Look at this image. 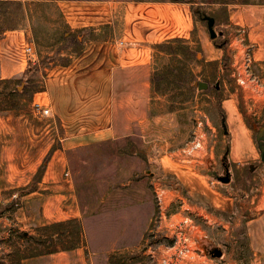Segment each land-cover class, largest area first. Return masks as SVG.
<instances>
[{
  "label": "crops",
  "instance_id": "crops-1",
  "mask_svg": "<svg viewBox=\"0 0 264 264\" xmlns=\"http://www.w3.org/2000/svg\"><path fill=\"white\" fill-rule=\"evenodd\" d=\"M4 1L17 2L27 11L35 7L49 9L50 20L56 30H61L60 39L74 42L75 38L74 45L79 46L77 50L67 48L61 52L50 48L44 53L36 43L34 22L28 12L21 26L5 31L0 37L2 80L20 79L44 59V54L50 58L39 74L41 89L32 98L34 116L44 117L35 112L36 103L49 109L50 115L46 117L51 131L59 138V147L54 150L45 177V181L54 185L56 195L50 196L44 205L41 226L74 221L82 226L81 238L84 232L93 237L91 226L99 233L94 237L97 242L91 244L86 239L77 249L49 255V264H88L89 257L93 260L105 257L108 261L118 250L127 249L123 241H128L136 231H140L139 241L152 222L151 210L142 211L140 201L145 196L135 193V183L130 180L133 171L127 158L134 160L139 153L133 143L137 137L153 136L154 123H165L168 118V112L158 109L161 98L154 94L157 57L163 54L158 46L186 40L190 45L200 46L205 63L211 65L223 58L224 51L214 46L209 29L197 20L195 4L186 0ZM225 7L224 25L231 31V45L249 48L254 70L261 78L255 86L264 89V3L231 2ZM69 37L70 40L65 39ZM29 46L36 50V63H31L26 52ZM237 49L235 60L239 63L241 55ZM56 55L63 58L62 62L54 59ZM256 101L254 93L244 90V114L236 99L222 103L228 133L224 122L222 126L225 136L230 138L228 162L235 175L244 169V184H251L249 190L230 185L229 193L228 188L224 190L210 181V172H203V160L196 157L201 149H194V143L171 152L169 148L166 152L162 149L154 159L164 177L172 175L196 200L190 208L193 212L201 215L205 209H212L221 215L234 213L238 196L241 201H247L246 236L251 264H264V163L254 136L256 125L249 122L264 112L263 103ZM86 152L95 155L85 157ZM90 160L102 163L99 192L89 191L86 173L76 169L78 162L84 164ZM28 164L19 161L13 166L18 171L16 180L30 172ZM122 182L126 189L121 188ZM239 191L243 192L242 196ZM86 194L96 195L102 202L128 195L133 206H121L112 213L89 214L81 202ZM99 239L104 242L100 243Z\"/></svg>",
  "mask_w": 264,
  "mask_h": 264
},
{
  "label": "rangeland",
  "instance_id": "rangeland-1",
  "mask_svg": "<svg viewBox=\"0 0 264 264\" xmlns=\"http://www.w3.org/2000/svg\"><path fill=\"white\" fill-rule=\"evenodd\" d=\"M187 1L195 4V11L199 12L197 20L203 27L208 28L203 17L216 19L215 29L223 35L216 40L211 37L210 39L215 47L224 51V56L213 65L206 64L202 48L196 44L190 45L186 40L172 46L176 50L175 54L167 50L158 55L157 72L167 76V81L161 84V92L154 89V94L161 98L157 102L158 109L168 112V118L165 123H154L153 136L145 139L137 137L133 143L139 153L134 160L127 158L130 159L128 165L133 171L130 180L135 183V193L145 196L140 201L142 211L151 210L152 222L139 241L137 237L140 236V231H136L128 241H123L127 246L126 250H118L108 261L104 260L105 257H101L103 260L89 257L88 264L252 262L246 236L248 202L241 201L238 196L234 213L221 215L212 209H205L201 216L199 212L190 209L196 200L172 175H162L154 156H158L163 150L166 152L168 148L171 152L188 144L194 143L195 146L201 141V151L196 153V157L203 160V172L223 173L221 161L228 155L230 138L225 136L222 126L226 119L222 103L226 99L234 98L244 114V90L254 93L257 104L264 105V89L258 90L255 86L261 78L254 70L253 62L248 65L246 59L249 48L231 45V31L224 25L227 20L226 3L222 2L264 3V0H219L217 3H209L211 0ZM48 11L49 9L41 7L27 11L18 6L17 2L0 0V37L5 31L21 26L27 19L28 12L34 22L35 40L41 51L46 53L50 48L58 52L67 48L77 50L79 46L74 45V42L60 39L61 30H56ZM237 47L241 55L239 63L235 60ZM43 57L37 66L33 65L20 79L0 78V264H49V255L62 250L70 251L72 246L77 249L81 241L86 243V239L92 244L94 237L99 236L92 226L89 230L93 237L84 232L83 238L79 234H68L75 230L73 227L67 234H62L59 227L47 229V226H41L44 223V205L50 196L56 195L54 185L45 181V177L54 150L59 147V138L51 131L47 117L38 118L32 113L33 95L42 86L40 71L50 61L45 54ZM56 58L60 62L63 60L57 55L54 59ZM198 83H208L209 87L200 89ZM249 122L264 126V112ZM254 136L256 138L257 132ZM84 155L94 156L95 152H86ZM19 161L28 162L30 172L26 177L16 180L18 171L13 166ZM101 164L90 160L84 164L78 162L76 165V169L86 173L89 181L86 187L89 191L100 190ZM231 171L232 181L228 185L209 174L210 181L222 186L224 190L228 188L229 193L232 192L230 185L242 188L243 191L244 188L249 190L251 184H244V169L236 175L233 174L234 168ZM121 177L123 179V175ZM120 186L126 189L123 182ZM33 192L36 194L32 195ZM238 193L243 195L242 191ZM86 195L81 202L89 214L100 211L112 213L113 210H120L121 206H133L128 195L103 202L96 195ZM197 201L204 208L207 207L202 201ZM32 203L35 204V209ZM102 203L106 204L101 206ZM99 241L104 242L103 239ZM214 247L223 250L222 258H214L209 254L208 249Z\"/></svg>",
  "mask_w": 264,
  "mask_h": 264
},
{
  "label": "water",
  "instance_id": "water-1",
  "mask_svg": "<svg viewBox=\"0 0 264 264\" xmlns=\"http://www.w3.org/2000/svg\"><path fill=\"white\" fill-rule=\"evenodd\" d=\"M203 20L208 23L209 33H210V36L213 40H216L218 38V36L223 35L222 32L218 33L216 31V29H215L216 19L214 17L205 16V17H203ZM197 86H199L200 89H207L209 87L208 83H198ZM224 128H225V132L228 133V129H227L225 122H224ZM254 129L257 132V141L259 143V148L261 150L262 162L264 163V126L257 125L254 127ZM227 154H228V152H227ZM226 159L228 160V155H227ZM209 174L213 175L219 182H221L223 184H229L232 181V173L230 170V166H228V165L225 168L224 174H219L218 171H212ZM208 252L214 258H222L224 256L223 250L219 247H214L212 249H208Z\"/></svg>",
  "mask_w": 264,
  "mask_h": 264
},
{
  "label": "trees",
  "instance_id": "trees-1",
  "mask_svg": "<svg viewBox=\"0 0 264 264\" xmlns=\"http://www.w3.org/2000/svg\"><path fill=\"white\" fill-rule=\"evenodd\" d=\"M187 1V0H186ZM217 1L219 0H211L209 3H217ZM222 3H228V2H222ZM196 13V16L199 15L198 11H195ZM65 39H71L70 37L69 38H65ZM73 40V39H72ZM74 42H77V40L74 38L73 40ZM184 40H181V39H178V40H175V41H172V42H168V43H164L160 46H158V50L161 51V52H165L167 50H170V53L171 54H175L176 53V50L175 49H172L174 46L175 43H181L183 42ZM38 64H36L37 66ZM165 81H167V76L165 77L164 75H160L157 71L154 73V77H153V83H154V89L156 92H161V90L163 88H161V84H163ZM56 228V227H59L63 232L62 234H67L69 232V229L71 227L75 228V230L72 232V233H68L72 236H77V234L81 235V232H82V226L80 223H76L74 221H70V222H66V223H62V224H55V225H51V226H47L46 228L47 229H51V228ZM46 229V230H47ZM75 249L73 246L70 247V250H73Z\"/></svg>",
  "mask_w": 264,
  "mask_h": 264
},
{
  "label": "built area",
  "instance_id": "built-area-1",
  "mask_svg": "<svg viewBox=\"0 0 264 264\" xmlns=\"http://www.w3.org/2000/svg\"><path fill=\"white\" fill-rule=\"evenodd\" d=\"M26 52L27 54L30 56V60H31V63H36L37 62V59H36V50L33 46H29L27 49H26ZM248 58L246 59L248 64L250 65L252 63V59H251V56H247ZM34 110L37 114L39 115H44V116H48L50 115V110L49 109H45L43 108V106L40 104V103H36L34 104ZM201 147V143H196V145L194 146V149H200ZM165 264L166 261H164Z\"/></svg>",
  "mask_w": 264,
  "mask_h": 264
},
{
  "label": "flooded vegetation",
  "instance_id": "flooded-vegetation-1",
  "mask_svg": "<svg viewBox=\"0 0 264 264\" xmlns=\"http://www.w3.org/2000/svg\"><path fill=\"white\" fill-rule=\"evenodd\" d=\"M230 166V170H231V165H230V163L228 162V160L225 158V159H223L222 161H221V166H222V168H223V173L222 174H224L225 173V168H226V166ZM220 174V173H219ZM212 249V248H211Z\"/></svg>",
  "mask_w": 264,
  "mask_h": 264
}]
</instances>
